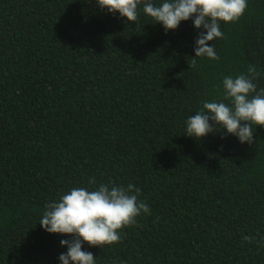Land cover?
<instances>
[{"label": "trees", "instance_id": "obj_1", "mask_svg": "<svg viewBox=\"0 0 264 264\" xmlns=\"http://www.w3.org/2000/svg\"><path fill=\"white\" fill-rule=\"evenodd\" d=\"M138 7L130 22L97 0H0V264H61L72 236L39 224L45 204L110 181L140 188L151 215L85 242L95 264H264V126L251 144L186 135L225 76L253 64L264 87V0L220 22L219 60L195 57L193 19L165 32Z\"/></svg>", "mask_w": 264, "mask_h": 264}, {"label": "clouds", "instance_id": "obj_2", "mask_svg": "<svg viewBox=\"0 0 264 264\" xmlns=\"http://www.w3.org/2000/svg\"><path fill=\"white\" fill-rule=\"evenodd\" d=\"M98 6L127 21L139 19V7L143 12L162 23L165 32L175 30L181 21L193 19L201 31L195 41V57L219 60L213 44L209 41L224 38L220 22L235 23L244 15L248 0H163L157 5L154 0H97ZM191 68L196 66L193 60ZM261 72L249 64L246 73L223 78V99L203 101L196 115L186 120L187 134L195 138L205 137L217 131L219 126L235 135L241 143L251 144L254 126H264V87H257ZM246 122V123H242ZM96 183L95 177L88 180L89 186ZM142 190L129 183L117 185L115 181L100 183L95 190L73 187L55 201L45 204L39 222L49 233L70 234L71 239L60 241L67 246V252L59 255L61 264H95V256L83 250L85 242L92 246L104 247L122 240L126 227L141 226L138 217L151 215V206L140 198ZM253 237L243 240L253 242Z\"/></svg>", "mask_w": 264, "mask_h": 264}]
</instances>
